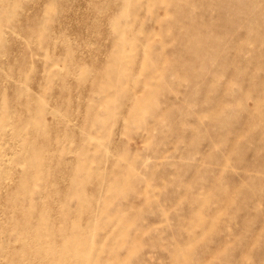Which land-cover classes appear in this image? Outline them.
Returning a JSON list of instances; mask_svg holds the SVG:
<instances>
[{
    "label": "rangeland",
    "instance_id": "1",
    "mask_svg": "<svg viewBox=\"0 0 264 264\" xmlns=\"http://www.w3.org/2000/svg\"><path fill=\"white\" fill-rule=\"evenodd\" d=\"M0 264H264V0H0Z\"/></svg>",
    "mask_w": 264,
    "mask_h": 264
}]
</instances>
